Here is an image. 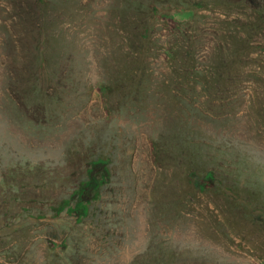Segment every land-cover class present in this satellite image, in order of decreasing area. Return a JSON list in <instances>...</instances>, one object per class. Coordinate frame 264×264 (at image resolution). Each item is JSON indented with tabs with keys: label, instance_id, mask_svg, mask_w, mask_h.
I'll list each match as a JSON object with an SVG mask.
<instances>
[{
	"label": "rangeland",
	"instance_id": "374dc122",
	"mask_svg": "<svg viewBox=\"0 0 264 264\" xmlns=\"http://www.w3.org/2000/svg\"><path fill=\"white\" fill-rule=\"evenodd\" d=\"M0 264H264V0H0Z\"/></svg>",
	"mask_w": 264,
	"mask_h": 264
},
{
	"label": "trees",
	"instance_id": "16d2710c",
	"mask_svg": "<svg viewBox=\"0 0 264 264\" xmlns=\"http://www.w3.org/2000/svg\"><path fill=\"white\" fill-rule=\"evenodd\" d=\"M207 173L204 176L205 179H211L213 175L212 172ZM108 174L109 166L104 158L98 157L94 161H91L86 169L85 177L79 181L77 188L72 194L73 206L67 205L65 207L72 209L79 219H81L83 215L86 216L89 212L91 203L97 198V194L103 187ZM201 181L202 180L196 179L194 182L195 186L199 189L205 185ZM65 207L64 205H60L58 208L63 210Z\"/></svg>",
	"mask_w": 264,
	"mask_h": 264
}]
</instances>
